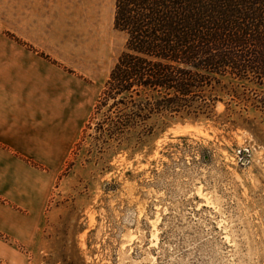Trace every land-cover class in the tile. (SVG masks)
Masks as SVG:
<instances>
[{"label": "rangeland", "instance_id": "rangeland-1", "mask_svg": "<svg viewBox=\"0 0 264 264\" xmlns=\"http://www.w3.org/2000/svg\"><path fill=\"white\" fill-rule=\"evenodd\" d=\"M114 10L115 0H0L1 49L15 60L22 43L72 70V151L33 242L19 245L22 264H264L262 111L219 102L211 119L159 121L139 148L95 133L125 43Z\"/></svg>", "mask_w": 264, "mask_h": 264}, {"label": "trees", "instance_id": "trees-1", "mask_svg": "<svg viewBox=\"0 0 264 264\" xmlns=\"http://www.w3.org/2000/svg\"><path fill=\"white\" fill-rule=\"evenodd\" d=\"M113 24L125 43L94 110L108 145L139 148L159 121L211 119L219 102L264 113V0H115Z\"/></svg>", "mask_w": 264, "mask_h": 264}, {"label": "crops", "instance_id": "crops-1", "mask_svg": "<svg viewBox=\"0 0 264 264\" xmlns=\"http://www.w3.org/2000/svg\"><path fill=\"white\" fill-rule=\"evenodd\" d=\"M19 51L0 47V264L25 260L19 245L33 242L72 151V70Z\"/></svg>", "mask_w": 264, "mask_h": 264}]
</instances>
